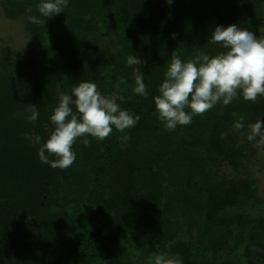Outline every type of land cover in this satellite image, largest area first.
Wrapping results in <instances>:
<instances>
[{
	"label": "trees",
	"instance_id": "16d2710c",
	"mask_svg": "<svg viewBox=\"0 0 264 264\" xmlns=\"http://www.w3.org/2000/svg\"><path fill=\"white\" fill-rule=\"evenodd\" d=\"M240 2L234 23L258 33L264 0ZM39 3L1 0L10 16L27 18L32 47L0 60V252L12 228L36 234V258L28 264H152L158 254L178 256L183 264H257L255 250L264 253V219L227 215L231 208L261 204L257 181L206 169L217 162L243 166L249 148L237 144L232 114L246 126L255 123L264 118V97L218 104L174 132L159 121L152 99L174 55L190 60L224 51L208 43L217 25L230 24L220 16L221 0H70L45 25L29 23V15H39ZM114 15L125 33L117 55L101 46L109 34L99 33ZM131 55L143 63L129 67ZM134 72L144 78L147 99L133 93ZM81 81L106 93L119 84L117 103L140 120L126 130V147L117 131L103 141L89 137L87 147L81 139L73 146L74 164L52 168L39 159L42 145L25 134L46 141L58 90L71 94ZM32 104L39 111L35 123L22 115ZM30 216L38 226L24 221Z\"/></svg>",
	"mask_w": 264,
	"mask_h": 264
},
{
	"label": "clouds",
	"instance_id": "9594fccd",
	"mask_svg": "<svg viewBox=\"0 0 264 264\" xmlns=\"http://www.w3.org/2000/svg\"><path fill=\"white\" fill-rule=\"evenodd\" d=\"M167 2L171 4L173 0ZM69 3L70 0H40L39 15H29L28 21L45 25L48 19L65 12ZM172 38H176V33ZM208 43L219 45L224 51L218 55H197L190 60L174 55L158 86V94L152 97L158 119L169 132L190 125L195 116L207 113L218 104L227 107L240 96L253 103L258 97H264V37L236 23L219 24L212 30ZM142 63L141 57L131 55L127 58L129 67ZM133 75L134 95L147 99L149 89L143 76L138 72ZM22 115L35 123L39 119L37 106L32 104ZM232 115L235 132L248 142L258 138L264 140V118L246 126L243 117ZM49 119L52 130L46 141L34 133H26L25 139L42 145L38 151L41 163L63 170L76 161L73 146L78 140L82 139L87 147L91 143L89 137L103 141L117 131L124 134L120 141L121 146L126 147L130 140L126 130L135 127L140 116L103 95L95 82L81 81L72 87L71 94L59 95ZM150 260L152 264H183L180 257L164 254Z\"/></svg>",
	"mask_w": 264,
	"mask_h": 264
},
{
	"label": "rangeland",
	"instance_id": "374dc122",
	"mask_svg": "<svg viewBox=\"0 0 264 264\" xmlns=\"http://www.w3.org/2000/svg\"><path fill=\"white\" fill-rule=\"evenodd\" d=\"M241 0H221L220 16L229 21L230 24L234 23L236 19V13L239 12V8L242 7ZM241 3V4H240ZM115 15L108 20L109 23H103L101 25L99 33L109 34V38L105 42L102 40V47H104L111 55H117L120 50L124 49L125 33L121 31L120 26H117ZM264 18V8H263ZM27 18L12 17L3 8L0 0V60L2 57L7 56L10 52L28 53L32 47V35L27 29ZM239 25V24H238ZM241 26V25H240ZM257 35L264 37V19L257 27ZM80 54L78 57H82L85 60H93L89 55ZM16 57V56H15ZM101 68L106 69L109 73L112 72L113 67L102 63ZM100 86V85H99ZM114 93H106L102 91L107 97L115 98L116 91L121 92L119 84L116 85ZM59 93L63 91L58 90ZM70 92V90L68 91ZM118 97V95H117ZM239 134V133H238ZM238 145H244L249 148L247 155L243 156V166L235 169L228 162H217L206 169V172H212L218 175H224L228 178H251L257 181V195L262 200L261 204H256L242 209L231 208L227 210V215H240L243 213L248 214L251 219H264V140L248 142L247 139L240 134L237 139ZM140 148L142 146H139ZM154 170L157 168L152 166ZM63 191L65 190L62 187ZM64 196V195H62ZM30 226L37 225L38 221L33 216H30L24 220ZM36 237V234L27 232L25 230L15 231L10 229L7 235L6 248L0 252V263L9 264H28L25 263L28 260L35 259V250L32 240ZM58 256V253L50 254L46 257L47 261H50ZM255 261L257 264H264V253L260 250H255ZM102 261L105 262V259ZM3 263V264H4Z\"/></svg>",
	"mask_w": 264,
	"mask_h": 264
}]
</instances>
